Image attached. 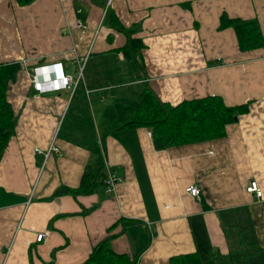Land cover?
<instances>
[{"label": "crops", "instance_id": "1", "mask_svg": "<svg viewBox=\"0 0 264 264\" xmlns=\"http://www.w3.org/2000/svg\"><path fill=\"white\" fill-rule=\"evenodd\" d=\"M111 10L144 44L130 61ZM223 14L256 18L264 35V0H0V63L21 67L8 91L16 133L0 162V264H82L124 219L137 223L112 247L138 264L195 254L201 264L246 254L264 264V46L241 51L233 28L219 30ZM58 63L76 88L38 96L34 70ZM147 89L171 105L251 104L221 139L157 150L148 129L130 128L103 142L100 131ZM54 137L62 155L44 166L35 149ZM98 152L122 181L110 193L65 192ZM253 180L261 198L247 192Z\"/></svg>", "mask_w": 264, "mask_h": 264}, {"label": "trees", "instance_id": "2", "mask_svg": "<svg viewBox=\"0 0 264 264\" xmlns=\"http://www.w3.org/2000/svg\"><path fill=\"white\" fill-rule=\"evenodd\" d=\"M17 1L19 5L25 6L34 0ZM110 14V25L123 31L127 36L128 42L124 48L131 50L135 56H140L144 44L141 39L132 38L137 29L123 27L112 10ZM228 28H233L237 34L241 51L256 50L264 46V35L256 18L244 20L223 14L219 30ZM20 68L18 63H0V162L11 138L16 133L18 117L8 100V91L11 83L16 80ZM250 104L249 102L238 106H227L221 96H206L171 105L160 102L155 94L147 89L142 94L140 103L130 110L124 119L106 124L100 131V136L104 142L105 138L115 131L146 128L151 133L157 150L221 139L226 137L227 126L234 123L235 118L249 112ZM107 178L105 158L101 152H98L92 162L85 167L80 186L64 190L75 196L91 195L99 189L107 188ZM122 223L121 229L99 242L82 264H138L140 255L120 254L112 247V241L137 221L124 219ZM196 255L173 257L171 264H201L200 258L195 257ZM260 255L264 262V251ZM247 256L248 254L238 258L218 255L215 264H249ZM225 260L231 262L223 263Z\"/></svg>", "mask_w": 264, "mask_h": 264}, {"label": "built area", "instance_id": "3", "mask_svg": "<svg viewBox=\"0 0 264 264\" xmlns=\"http://www.w3.org/2000/svg\"><path fill=\"white\" fill-rule=\"evenodd\" d=\"M31 81L38 96L52 94L62 89H75L78 84V80L73 76L63 73L60 63L36 68ZM35 151L43 157L44 166L52 155H62V150L57 146L55 137L47 148H36ZM107 174L106 191L110 193L115 189L116 185L122 181V179L110 170H108ZM187 192L197 199L201 198V190L196 185L190 186L187 189ZM247 192L256 193L259 198L263 196V191L256 180H253L247 187ZM43 237L44 234H38L37 241H42Z\"/></svg>", "mask_w": 264, "mask_h": 264}, {"label": "rangeland", "instance_id": "4", "mask_svg": "<svg viewBox=\"0 0 264 264\" xmlns=\"http://www.w3.org/2000/svg\"><path fill=\"white\" fill-rule=\"evenodd\" d=\"M19 45H20V44H19ZM11 47L14 48V49H16L14 44H11ZM125 52L128 54V56H129V61H130V58H131L130 50H129V51L126 50ZM110 67H114V68L117 67V66H116V63L111 62V63H110ZM37 236H38V235H37Z\"/></svg>", "mask_w": 264, "mask_h": 264}, {"label": "water", "instance_id": "5", "mask_svg": "<svg viewBox=\"0 0 264 264\" xmlns=\"http://www.w3.org/2000/svg\"><path fill=\"white\" fill-rule=\"evenodd\" d=\"M238 120V118H235V121H237Z\"/></svg>", "mask_w": 264, "mask_h": 264}]
</instances>
